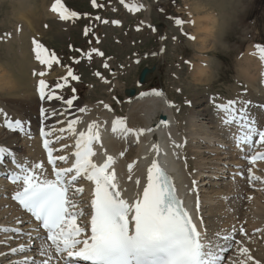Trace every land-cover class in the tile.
<instances>
[{
  "label": "bare ground",
  "instance_id": "obj_1",
  "mask_svg": "<svg viewBox=\"0 0 264 264\" xmlns=\"http://www.w3.org/2000/svg\"><path fill=\"white\" fill-rule=\"evenodd\" d=\"M195 1L193 7L199 12L212 11L216 8H220L223 4V0H204V3H198L197 1L195 3ZM146 8L145 22L143 20L144 23H148L150 19V10L148 7ZM26 15L22 14L20 19L24 21L27 19L29 20L30 18ZM33 15L34 14H32V16ZM34 19L37 20L39 17L34 16ZM28 24L30 25V23ZM28 24L26 25L29 26ZM194 24V42L197 48L199 47V50H202L200 52L213 51L215 47L218 48L217 43L220 42H216L219 37L217 34L222 33L219 19L213 17V15H206L205 18H199L197 21H194ZM61 26L66 25L62 24ZM196 27H198V30ZM20 34L22 35V32ZM207 35L214 39L213 44L211 41V44H209V38L206 37ZM20 39L19 37L18 41ZM20 53H22L21 50ZM242 60L247 61V65L243 63ZM242 60L238 65L239 69L242 70L241 76L243 77V81L254 91L252 95L255 99L258 97L257 100L260 99L261 102H264V94H262L258 86L261 83L264 72V60L261 59L259 49L257 48L252 51ZM26 61L25 53H22V57L18 61L19 75H15L10 70L3 69L0 64V91L1 88H3V90H6V94L15 98H19V94L23 92L25 96L24 99H26V101H24V108L22 107L19 111H16L14 116L11 114L7 116L13 122L16 119H20L24 125L23 131L13 128L7 131L4 126L1 127L0 125V147H5L9 152L14 153L18 163H27L28 165L42 163L50 178L48 168L44 164L42 152L36 141L37 137L35 131H33V129L37 130V127L35 129V124L37 126L38 124H42L46 130L53 124H56L57 128H67L68 121L77 119L78 122L75 128L78 133L80 131H86L91 122L97 121L101 125L102 139L94 145L96 156L93 159L98 164L103 163V160L106 159L105 152L116 158L114 168L117 172L121 189L127 190L123 193L126 198L129 200L134 199L137 190L142 192L147 182V169L150 167L152 160L157 159L158 163L168 167L181 194L187 193L199 198L200 204L204 205L203 207L206 208L207 222H210V220L214 218L218 219V216L223 217L218 226L222 234H224L225 231L226 233L231 232L233 227H235L236 230H238L239 227H244L247 230V236H242V239H240L237 233L235 234L233 249L230 253L224 254L225 258L223 264H241L246 257L239 252L238 249L240 247H247L255 260H260L261 264H264V180H253L252 183L249 184V174L247 171L248 168H252L253 175L264 178V158L260 162L254 164H249L247 162L253 153L264 151V143L257 142L259 138L256 137L251 145H243L241 147L237 143L238 136L233 134L228 145H226L225 138L219 137L217 129H215L216 131L213 129L210 130L211 127L213 128V125L211 126V124H209L210 122H207L210 126L204 125L205 120L203 119L210 116L204 113L203 109L198 108L199 104L201 105L202 102L197 103L193 102V100L191 108L194 111L190 117L189 124L187 123L188 128H185L186 126L184 127L187 129V134L178 133L176 129L177 120L171 113L172 102L164 89H156L162 93L160 96L149 94L130 98L129 111L126 112L127 114L125 115H121L120 113L117 114L112 106L105 101H98L96 103L74 101V107L67 109L63 116L58 114L52 117L49 114V118L43 120L41 115H39L41 107L45 109L56 108L59 111L63 105L57 101L40 102L37 96L35 98L32 96L27 85L28 75L23 67ZM45 69L48 70L47 68ZM39 71L41 70H36L37 73H39ZM191 76L193 81L200 85H208L212 83L215 78L212 72L199 69L197 64L194 65ZM40 78H44V76ZM117 83L118 82L115 81L114 85ZM145 93L151 92L148 91ZM64 98L68 99L69 96L67 97V95H64ZM104 104L109 105V108H105ZM79 107H85L86 111L80 113L78 111ZM3 112L7 113L5 109H3ZM261 113L262 112L259 110L256 127L264 124V117L261 116ZM0 114L2 115V113ZM117 117L124 118L129 127L137 129L153 128L154 131L142 134L139 140L136 139L135 135L123 138L119 133H112L111 131L112 121ZM215 117L216 123L218 120L216 114ZM159 119L167 120L168 125L165 126L160 124L161 120ZM212 120L211 123H214ZM57 121H62V123H57ZM262 130H264V127ZM246 131L247 128H245V132ZM232 132L233 130L231 129L230 133L232 134ZM56 135H63L64 138L52 145L55 154L57 156L65 155L69 160L71 149L78 138L77 135L69 131H65L62 134L57 131ZM47 139H54V137H47ZM173 142L180 145L184 143V146L177 148ZM153 144L159 145L160 151L158 154L156 150L152 148ZM63 145H67V148L60 150ZM129 147H133L134 152H130ZM188 148L190 149L189 153L193 155L191 161L193 162L192 165L194 164V170L192 173L190 172L191 169L189 168V163L186 158H182L185 156L184 151ZM226 148L230 149L226 150ZM251 149V155L245 159L244 153ZM19 152H21V154H19ZM121 152L124 153L123 156L119 155ZM129 164L133 166L131 172L127 169ZM64 165V162H58V167L71 166V164ZM11 169L18 171L16 165L12 162V157L5 153L3 162L0 163V253H5V255H0V264H11L14 260H22L24 256H33L36 259H41L42 257L38 255V249L39 245L44 242V240L41 239L42 232L39 231L40 234H36L35 223H33L28 216L24 215L11 200V195L22 187L21 182L17 184H9L6 182V177L3 176V174ZM241 172L243 176L239 174ZM130 175L131 180L128 179ZM137 179L140 180L138 186L135 183ZM193 179L197 181L196 186L192 184ZM77 187H82L84 189L82 194L75 197L76 200L81 202L79 207L84 212V216L78 217L77 222L83 225L86 223L88 215L86 203L87 192L92 189L93 184L87 181L86 178H81L77 183ZM231 195H235V197L230 198ZM240 195H243V198H240ZM249 196L252 197L251 200L248 199ZM16 228H19L20 231H13V229ZM4 229H8V231ZM29 229L33 230V235L31 237L27 235V230ZM257 229L259 231H257ZM199 230L204 231L203 223L200 224ZM236 240L241 243L236 244ZM21 244L27 246L26 251L24 253L11 254L10 249L12 247H19ZM256 249L263 253L259 254ZM58 260L59 257L53 252L51 264H57ZM59 264H63V261L59 260ZM248 264H254V262L249 261Z\"/></svg>",
  "mask_w": 264,
  "mask_h": 264
},
{
  "label": "snow or ice",
  "instance_id": "obj_2",
  "mask_svg": "<svg viewBox=\"0 0 264 264\" xmlns=\"http://www.w3.org/2000/svg\"><path fill=\"white\" fill-rule=\"evenodd\" d=\"M95 3L96 0H93L94 5ZM51 10L59 13L61 20H69L78 16L76 11H69L62 0H55V3L51 5ZM96 19L100 17L97 16ZM114 23H119V21H114ZM184 23L183 19H175L177 25ZM190 38L195 39L194 36ZM32 43L35 46L36 60L41 65L50 66L51 62L56 59V54L53 52L50 56L46 55L48 49L36 39H33ZM257 47L261 59L264 60V47L259 45ZM96 51L92 49V52ZM33 75L43 77L45 73L33 71ZM97 75L100 74L97 73ZM67 76L74 80L79 79L73 74L72 69L68 70ZM66 84V78L65 83L58 82L54 87H50L43 78L38 80L39 99L46 102L57 101L63 105L59 111L56 108L41 107L40 114L43 120H47L49 114L52 117L58 114L63 116L67 109L74 107V101L78 99L76 95L65 99L56 91L63 89ZM72 91L75 93L76 90L73 88ZM149 94L162 95L160 91L152 89L151 93H141V96ZM248 103L244 101L243 105L237 108V101L229 99L227 103L214 105L226 114L222 119L224 125H231L234 122L239 125L238 115L245 119L244 127L247 131L237 138V143L241 147L251 145L255 135L259 137L258 143H264V130H258L257 121H248L245 115ZM104 107L109 108V105L104 104ZM259 107L264 108V104ZM78 111L83 113L86 108L79 107ZM0 113L4 115L5 123L9 128L23 131L24 125L20 119L13 122L7 118V113H4L3 109H0ZM261 116L264 117V113H261ZM77 122V119L68 121L67 128H57L56 124H53L47 130L45 127L40 129L42 137H54V139L43 140V147L47 150V162L52 165V178H49L42 163L32 165L18 163L14 153L9 152L5 147H0V163L3 162L5 153L11 156L18 171L13 172L10 178L13 183L17 181L22 183V187L14 193L12 198L18 201L19 205L30 213L35 221L39 222L35 230L37 235L40 234L39 228L46 230V239L38 249L41 259L24 256L22 260H14L11 264H51L53 252L59 260L63 261V264H76L77 259L87 264H223L224 254L233 246L237 231L235 227L222 237L226 246L208 241L206 229L198 230V224L194 222L193 216L177 195L173 178L166 169L160 166L157 159H153L147 169V182L142 192L137 190L134 199L129 200L123 194L127 190L121 189L118 181L114 168L116 158L105 152L106 159L103 163L98 164L93 159L96 156L94 145L102 139L100 123L93 121L86 131L77 133L75 128ZM57 123H62V121H57ZM160 124L167 126L168 121L161 120ZM57 131L61 134L69 131L78 137L75 141V151L72 153L74 161L69 167L56 166L57 161L68 162V157L65 155H53L52 145L64 138L63 135H56ZM111 131L119 133L123 138L135 135L139 140L142 134L151 133L154 129L129 127L124 118L117 117L112 121ZM175 147L180 148L182 145L175 144ZM64 148H67V145H63L60 150ZM152 148L157 154L159 153L158 144H153ZM119 155L123 156L124 153L121 152ZM258 157H264V153H258L249 159L255 163ZM132 167L131 164L128 165L130 172ZM247 171L249 184L253 180H264L260 176L253 175L252 168H248ZM239 174L243 176L242 172ZM81 178H86L94 185L90 200V221L83 225L77 222V218L84 216V212L79 207L81 202L75 199L84 191L82 187H77ZM128 179L131 180V175ZM135 183L138 186L140 180L137 179ZM192 184L196 186L197 181L193 179ZM248 199L251 200L252 197L249 196ZM199 208L200 201L197 199L196 209ZM200 223H203L202 218ZM4 230L8 231V229ZM13 231L19 232L20 229L16 228ZM239 232L243 234L245 229L240 227ZM27 235L31 237L33 230H27ZM214 236L219 238L221 233L216 232ZM235 243L240 244L241 242L236 240ZM26 248L25 244H21L19 247H12L10 252L11 254L24 253ZM238 250L246 257L241 264H248L249 261L261 264L260 260H255L250 254L247 247H240ZM0 255H5V253H0Z\"/></svg>",
  "mask_w": 264,
  "mask_h": 264
},
{
  "label": "rangeland",
  "instance_id": "obj_3",
  "mask_svg": "<svg viewBox=\"0 0 264 264\" xmlns=\"http://www.w3.org/2000/svg\"><path fill=\"white\" fill-rule=\"evenodd\" d=\"M54 1L51 0L50 3V0H0V64L2 68L19 75L18 61L21 59L22 53H25L27 61L23 64V67L28 75L27 85L29 92L35 98L34 81L32 79L34 70L31 66L34 56L31 52V44L33 39H36L49 48L50 51H57L62 59L61 67H54L45 75L51 85L57 80L60 81V77L69 69H72L73 74L79 77L78 80H74L72 77L66 78L68 85L62 89L63 96L76 95L78 100L91 101L92 103L104 100L111 104L117 114L125 115L129 111V105L124 94L125 88L137 87V90H139L154 86L161 87L166 89L174 104L173 115L177 118L178 127L181 126L179 131L184 134L187 132L185 128H188L187 123L189 124L194 111L184 103L185 99L197 103L203 101V104H199L198 108L203 109V112L206 113L207 109L209 111V108H214V105L220 99L233 96L231 85H236L240 89V94H246L245 82L243 81V84L241 83L238 86L233 81V77L237 76L238 72L237 64L243 61L247 65V61L239 60L243 58L248 48L253 46L252 42L257 41V39L264 40V0H223L220 8L212 11L208 10L209 13L207 11H197L193 7L195 0H139V6L146 5V7H150V9L148 8L150 10L149 18L151 19L149 22L152 26L149 27L144 23L145 12L143 9L134 15H130L121 10L118 0H96L98 3L97 9L90 7V0H62L70 5L73 11L81 13L83 16L79 19L65 21L66 27L61 26L59 22L44 18L51 16L48 12V6ZM196 1L198 3L205 2L204 0ZM22 14H27L30 19L26 21L20 19ZM32 14L34 15L32 16ZM190 14L195 17L194 21L199 18L203 19L206 15H213V17L219 19L222 33L217 34L219 37L216 42H220L217 43L218 48L215 47L213 51H203L201 54L200 51L202 50H199V47L197 48L195 40L190 39L191 33L195 34V24L188 23V17H191ZM34 16H38L39 19L35 20ZM97 16L100 19H96ZM103 18L108 19V23L96 27L94 32L100 40L97 45L102 49L104 57L92 58L91 60L83 58L77 62L76 57L81 56V53L76 50H87L95 42L91 37L82 35V30L85 27H81L84 25H97ZM176 18L183 19L185 23L183 25L175 24ZM114 21H119V23H114ZM42 23L46 24L44 28ZM29 28H33V31ZM196 28L198 30V27ZM7 35L10 37L7 38ZM19 37L21 39L18 41ZM206 37L209 38V44L214 43L213 38L208 35ZM12 38L13 40H11ZM159 39H161L160 43ZM20 50L22 53H20ZM132 52H137L143 57L151 53L152 57L144 59L139 65H132L129 62V56ZM201 55L205 56L201 57ZM200 58L205 59L203 62L209 63L208 69L215 77L212 83L208 85L195 83L191 78V65L198 62ZM104 59L108 64L106 69L101 68V62ZM36 62L39 63V61ZM145 65H155L156 69L150 74L148 83L137 86L138 73ZM110 70L114 73H108ZM93 71L100 73L101 78L100 76L95 77ZM115 72L116 76H114ZM241 75L242 72L239 77H242ZM115 81L118 82L116 85H114ZM73 88L76 90L75 93L72 91ZM5 91L1 88V107L5 106L6 109L13 112L21 107L24 108L26 99H24L23 92L19 94V98H15L6 94ZM250 107H253V105H250ZM207 114L210 117L203 119L205 120L204 125L210 126L207 123L210 122L209 124L213 125V128L210 129H217L219 137H224L225 144L228 145L233 136L227 138L228 134H231V129L222 128L218 120L215 123L216 117L210 115V111ZM211 120L214 123H211ZM229 149L226 148V150ZM189 150L186 156L192 165V155ZM212 228H214L213 225ZM214 231L222 234L218 227ZM212 239L219 238L213 236ZM256 250L259 254L263 253L258 249Z\"/></svg>",
  "mask_w": 264,
  "mask_h": 264
},
{
  "label": "water",
  "instance_id": "obj_4",
  "mask_svg": "<svg viewBox=\"0 0 264 264\" xmlns=\"http://www.w3.org/2000/svg\"><path fill=\"white\" fill-rule=\"evenodd\" d=\"M146 73H147V69L144 68V69L141 71L140 75H139V81H140V82H143V81H144V79H145V74H146ZM132 93H133V91L130 92V94H132Z\"/></svg>",
  "mask_w": 264,
  "mask_h": 264
}]
</instances>
